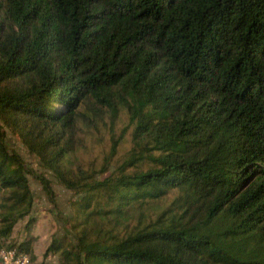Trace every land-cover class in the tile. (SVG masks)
I'll list each match as a JSON object with an SVG mask.
<instances>
[{"label":"trees","instance_id":"trees-1","mask_svg":"<svg viewBox=\"0 0 264 264\" xmlns=\"http://www.w3.org/2000/svg\"><path fill=\"white\" fill-rule=\"evenodd\" d=\"M100 127L131 148L97 178L73 156ZM7 133L74 196L44 257L264 264V0H0V247L42 264L13 237L51 183Z\"/></svg>","mask_w":264,"mask_h":264},{"label":"rangeland","instance_id":"rangeland-1","mask_svg":"<svg viewBox=\"0 0 264 264\" xmlns=\"http://www.w3.org/2000/svg\"><path fill=\"white\" fill-rule=\"evenodd\" d=\"M126 122L125 114H120L115 125L117 137L124 132L123 127L126 125ZM81 137L80 148L76 155L73 156L74 168L78 166L83 171L94 172L97 178L108 175L114 168L118 167L124 161L131 148L129 135L127 137L124 136L122 139L119 137L117 152L111 156L112 137L110 131L104 127L91 129ZM6 142L10 150L21 156L29 171L35 175H46L51 183V190L53 192L52 196H48L34 177H32V174L29 175L28 178L34 197L31 215L36 217L37 220L36 224L27 232L22 231L23 223L19 222L16 225V233L13 239L21 242L25 237L33 236L35 241L32 247L38 263L59 264L57 255L44 257V253L46 248L51 244L53 237L56 239L67 237L74 242L75 235L71 234L66 228V220L71 215L70 201L74 196L64 186L60 185L49 171L40 167L37 159L25 150L16 137L7 133ZM144 211L146 215L154 217L153 205L145 206Z\"/></svg>","mask_w":264,"mask_h":264},{"label":"built area","instance_id":"built-area-1","mask_svg":"<svg viewBox=\"0 0 264 264\" xmlns=\"http://www.w3.org/2000/svg\"><path fill=\"white\" fill-rule=\"evenodd\" d=\"M0 264H30L29 254L7 246L0 247Z\"/></svg>","mask_w":264,"mask_h":264}]
</instances>
